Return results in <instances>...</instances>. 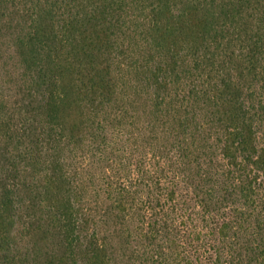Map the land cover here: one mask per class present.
<instances>
[{"label": "trees", "instance_id": "1", "mask_svg": "<svg viewBox=\"0 0 264 264\" xmlns=\"http://www.w3.org/2000/svg\"><path fill=\"white\" fill-rule=\"evenodd\" d=\"M3 76L0 264H264V0H0Z\"/></svg>", "mask_w": 264, "mask_h": 264}, {"label": "rangeland", "instance_id": "2", "mask_svg": "<svg viewBox=\"0 0 264 264\" xmlns=\"http://www.w3.org/2000/svg\"><path fill=\"white\" fill-rule=\"evenodd\" d=\"M11 63V69L14 70V64ZM15 79H12V83L7 81V79L3 76V79L0 80V105L2 104V99L6 101V104H3V108L0 107V112H3L4 110L13 111V107H10L11 103L13 102V90L16 88L15 86ZM15 113V112H14ZM190 227L192 228L193 225H198V222H195L192 224L189 222ZM200 226V224H199ZM186 229V228H185ZM193 237H196L193 236ZM190 237V240L193 241L190 247V252L193 254V257L196 259L197 257H201V259H208V250L210 249L211 241L209 239H201L200 241H197L195 238Z\"/></svg>", "mask_w": 264, "mask_h": 264}]
</instances>
